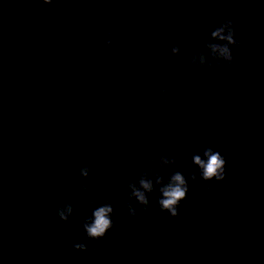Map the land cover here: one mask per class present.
Listing matches in <instances>:
<instances>
[{
	"label": "clouds",
	"instance_id": "1",
	"mask_svg": "<svg viewBox=\"0 0 264 264\" xmlns=\"http://www.w3.org/2000/svg\"><path fill=\"white\" fill-rule=\"evenodd\" d=\"M44 4H52L53 0H43ZM107 28L109 29L103 35L98 36L106 48L112 46V31L111 21H107ZM227 33L226 35L224 33ZM199 35H204V30H199ZM212 38H216L224 43H212ZM243 39L236 36V22L232 19H222L218 21V26L215 27L208 38L204 40L203 47L191 55H184V59L194 71H204L206 68L211 70L213 67H223L225 65L231 66L234 61L232 46L242 47ZM171 55L177 57L181 53L179 45L174 42L169 44ZM204 49H207L205 52ZM161 96V103L169 104L167 99V87L157 89ZM203 157L199 152L192 155L191 164L199 169L200 179L203 181L222 182L226 179V159L214 147L209 146L203 150ZM39 164H43V160L37 159ZM178 161L175 158L160 155L158 158L152 156L146 161L142 162V172L139 176L127 184L129 200L134 199L136 204L127 203V209L130 216L138 215L137 207L143 211H147L150 205V197L154 191L159 192L158 205L161 211L167 212L171 217L175 218L179 215V207L181 202L187 199L189 192V182L181 171H173L167 174L157 169H166L176 165ZM154 165V166H153ZM47 167V166H45ZM187 168L189 165H182ZM90 167L84 166L80 168L75 175L83 177V182L79 185L80 191H88V180ZM30 179V177H28ZM192 184L198 183L197 176L192 173L190 176ZM103 201L102 203H99ZM91 205H97L93 208L91 215L85 217L82 225V231L86 234L88 239L100 240L105 237L106 233L113 227L114 221L112 219L114 207L107 199L97 195L90 201ZM73 214V205L71 202L65 203L63 207L57 209V215L61 221L67 222ZM72 247L79 251H88V246L84 243H74ZM95 251V249H91Z\"/></svg>",
	"mask_w": 264,
	"mask_h": 264
}]
</instances>
